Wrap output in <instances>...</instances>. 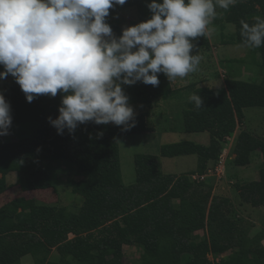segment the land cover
I'll return each mask as SVG.
<instances>
[{
    "label": "trees",
    "instance_id": "obj_1",
    "mask_svg": "<svg viewBox=\"0 0 264 264\" xmlns=\"http://www.w3.org/2000/svg\"><path fill=\"white\" fill-rule=\"evenodd\" d=\"M151 2L126 0L110 8L106 23L113 36L119 38L123 31L119 21L111 20L114 14L135 10L137 19L130 27L135 26L151 18L147 6ZM216 12L213 23L221 24L222 32L225 24L235 27L225 44L246 46L240 21L252 25L257 17L264 19V0H238L228 10L217 7ZM192 42L194 48H209L207 35ZM251 49L264 72V45ZM239 63L242 60L236 61ZM0 71H4L2 65ZM230 72L225 86L218 89L191 84L174 90L164 73L157 74L160 83L155 87L142 82L122 84L128 104L141 110L128 131L124 126L89 121L71 134L65 129L60 135L48 118L59 115L64 93L40 95L29 103L19 85L6 86L4 96L12 116L9 132L20 126L31 129L16 142L0 143V196L11 189L7 184L10 174H16L20 191L32 194L56 190L60 175L68 169L67 186L82 198V206L71 212L64 206L19 197L0 207V264H20L27 256L35 264H124V247L141 250L138 264H264V221L262 232L252 236L254 226L234 220L231 199L215 196L210 179L192 180L206 175L210 164H217L223 151L221 138L233 136L244 125L247 109H264V83L240 81ZM193 93L202 98V107L189 101ZM177 100L185 107L182 132L207 133L209 144L180 142L162 146L159 155H135V184L126 186L119 139L154 132L148 126V112L158 102L172 108ZM257 153L262 159L259 180L236 187L242 204L254 209L264 207V140L240 132L232 152L234 165L251 166ZM187 156L197 157L195 171L181 176L163 173L160 158ZM76 177L81 180L75 181ZM200 232L205 233L203 239L197 235ZM54 251L57 262L51 261ZM227 253L230 255L222 258Z\"/></svg>",
    "mask_w": 264,
    "mask_h": 264
},
{
    "label": "clouds",
    "instance_id": "obj_2",
    "mask_svg": "<svg viewBox=\"0 0 264 264\" xmlns=\"http://www.w3.org/2000/svg\"><path fill=\"white\" fill-rule=\"evenodd\" d=\"M126 0H0V79L9 74L31 103L40 95L64 93L59 115L49 123L62 135L89 121L128 131L134 110L121 85L158 86L196 72L202 57L190 54L192 40L210 34L216 8L238 0H152V16L127 27L119 38L106 23L109 9ZM244 45H264V19L241 20ZM191 38V39H190ZM197 108L203 100L189 97ZM131 121V123H129ZM11 106L0 93V136L9 134ZM98 135H102L99 133Z\"/></svg>",
    "mask_w": 264,
    "mask_h": 264
},
{
    "label": "rangeland",
    "instance_id": "obj_3",
    "mask_svg": "<svg viewBox=\"0 0 264 264\" xmlns=\"http://www.w3.org/2000/svg\"><path fill=\"white\" fill-rule=\"evenodd\" d=\"M136 19V11L132 9L123 10L120 13L114 14L111 18V20L119 21L123 30L130 27L131 22ZM220 25L221 24L215 25L213 21L209 25V29L211 30L209 38L213 45L212 48L210 45V49H198L190 53L195 55L199 51V55L202 59L198 66V70L184 77L186 79L185 83L188 81L189 83L194 82L203 85L208 82H216L219 85H214V89L222 88L221 86H225V81L229 76L228 71H231L230 74L234 75V77L238 78L240 81L257 84L264 83V72L261 71L257 65V58L254 56L252 49L246 46L222 43L221 33L223 32L220 29ZM225 27L224 36L228 39L230 34L234 33V28H230L229 26ZM241 60L243 63L236 64V61ZM231 61L235 63H231ZM8 85L18 86L15 82V78L11 75L7 81H0V93L4 95V89ZM173 103L174 106L172 108L164 105V110L162 108L160 110L155 108L148 112V126L152 128L154 132L142 135H128L119 139L122 177L126 186L129 187L135 184V155H157L162 146L180 142H192L204 146L209 144V135L207 133L186 134L182 132V111L185 108L184 102L177 100L173 101ZM133 110L134 116L141 113L139 106H133ZM159 111L164 112L161 115ZM245 116L244 125L239 127L233 136L225 139L221 138V142L223 141V153L229 154V156L226 157L225 178L222 180L211 178L210 180L213 182L215 196L231 199L234 220H241L243 222L242 225L245 227L254 226L251 230V235L254 236L262 232L264 207L254 209L249 205L242 204L236 187L237 185L259 179L262 159L258 153L254 154L251 166L247 168H238L233 163L234 156H232V152L236 138L242 131L264 140V109H247L245 111ZM109 124L115 125L111 122ZM22 128L23 127L20 126L18 129H14V132H9L8 135L0 136V143L16 142L18 139L17 137L29 132L31 126L28 125L25 130H22ZM160 164L165 174L176 175L196 168L197 157L187 156L175 159L160 158ZM209 166L212 167V164ZM69 175H71V171L65 169V172L59 177L60 182L56 190H50L48 192L36 191L37 193L24 194L16 186V174H10L7 178V184L11 186V189L6 194L0 196V201L4 196L8 198L9 201L19 197H26L35 199L37 202L45 205L64 206L71 212H77L82 206V198L73 195L71 189L67 186ZM73 179L79 181L81 177ZM199 234L200 237L204 238V232H200ZM124 254V264H138L142 252L136 247H124ZM229 255L230 253H227L224 255V258ZM210 260L213 261V258L210 257ZM24 261L25 264H35L31 256L24 258ZM51 261H57L56 251L53 252Z\"/></svg>",
    "mask_w": 264,
    "mask_h": 264
},
{
    "label": "crops",
    "instance_id": "obj_4",
    "mask_svg": "<svg viewBox=\"0 0 264 264\" xmlns=\"http://www.w3.org/2000/svg\"><path fill=\"white\" fill-rule=\"evenodd\" d=\"M224 26H229L230 28L232 27V28H234V33H235V27L233 26V25H227V24H225ZM208 28H209V26H208ZM225 30H226V27H225ZM225 30L223 31V33H221L222 34V36H221V39H222V43H225L226 42V38H225V34H224V32H225ZM234 33H231L230 34V37L234 34ZM207 38H208V40H209V47H210V45H211V48L213 47V45H212V43H211V40H210V38H209V34L207 35ZM207 50V49H210V48H203V47H196V48H193V50L192 51H194V50ZM185 81H186V79L185 78H176L175 80H170V82H171V85H172V88L174 89V90H180V89H184V88H186V87H188L189 85H191V84H194V85H196L198 88H210V89H214L215 87H214V85H219L218 83H216V82H208V83H205V84H203V85H201V84H198V83H194V82H186L185 83ZM176 87H175V86ZM218 87V86H217ZM221 87H224V85L223 86H221ZM133 106L135 107V106H137V105H132L131 107L133 108ZM155 108H157L158 110H160L161 108L164 110V103L163 102H158L156 105H155V107H154V109ZM141 111V110H140ZM160 113L159 114H161L162 115V113L164 112V111H159ZM169 116V115H168ZM160 152V151H159ZM157 155H159V153L157 154ZM232 156H234L233 154H232ZM234 158H235V156H234ZM209 168H210V166H209ZM195 169L196 168H194V169H191V170H189V171H186V172H184V173H181V174H176L175 176H181V175H184V174H187V173H190V172H193V171H195ZM163 171V170H162ZM164 173V172H163ZM165 174V173H164ZM170 175H172V174H170ZM259 179H257V180H255V181H258ZM7 199V200H6ZM11 201V200H10ZM9 202V200H8V198H6L5 196L4 197H2V199H1V201H0V207H2L3 205H5L6 203H8ZM197 235L199 236L200 234L199 233H197ZM201 239H203L202 237H200ZM70 239H73V236H70ZM263 246H264V242H263V244H262ZM28 257V256H27ZM26 258V257H25ZM222 258H224V256L222 257ZM57 261H58V254H57ZM56 261V262H57ZM54 262V261H53ZM20 264H25V261H24V259H22V261H21V263Z\"/></svg>",
    "mask_w": 264,
    "mask_h": 264
},
{
    "label": "built area",
    "instance_id": "obj_5",
    "mask_svg": "<svg viewBox=\"0 0 264 264\" xmlns=\"http://www.w3.org/2000/svg\"><path fill=\"white\" fill-rule=\"evenodd\" d=\"M215 50V48H214ZM224 77V76H223ZM229 156V154H224L223 151L220 155V159L217 162L216 165L212 166L209 168L208 173L206 175L203 176H193L192 180L195 182H206L207 180L211 179V178H217L219 180H222L223 178H225L226 175V157Z\"/></svg>",
    "mask_w": 264,
    "mask_h": 264
}]
</instances>
